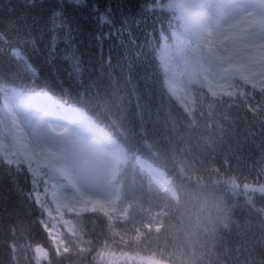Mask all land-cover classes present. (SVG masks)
Returning <instances> with one entry per match:
<instances>
[{
    "label": "trees",
    "instance_id": "16d2710c",
    "mask_svg": "<svg viewBox=\"0 0 264 264\" xmlns=\"http://www.w3.org/2000/svg\"><path fill=\"white\" fill-rule=\"evenodd\" d=\"M95 2L63 0L66 16L50 19L58 0H0V31L22 37L26 21L42 41L41 53L22 45L28 50L19 56L0 54V84L79 101L78 108L116 139L126 152L116 176L118 213L126 215L74 216V235L63 237L57 253L28 169L0 158V264H264V79L247 84L228 75L231 97L212 96L202 79L191 82L187 114L165 87L163 71V54L181 27L180 0H134L121 10L139 13L135 19L143 22L147 6L157 9L146 25L157 35L131 68L119 58L121 49L97 44L96 34L109 26L91 14ZM68 26L88 67L84 83L67 77L58 83L32 67L42 64L51 36L58 50L67 47ZM137 157L158 167L173 192H160Z\"/></svg>",
    "mask_w": 264,
    "mask_h": 264
},
{
    "label": "rangeland",
    "instance_id": "374dc122",
    "mask_svg": "<svg viewBox=\"0 0 264 264\" xmlns=\"http://www.w3.org/2000/svg\"><path fill=\"white\" fill-rule=\"evenodd\" d=\"M183 2L180 44L175 61L166 64L173 73L165 72L164 79L183 109L192 108L189 83L198 80L199 63L211 94L226 91L224 74L233 68L246 80L264 76V0ZM10 88L0 96V158L13 165H30L33 196L59 253L64 250L63 237L73 235L72 217L85 212L116 214L119 194L114 176L125 153L116 141H108L96 130L98 125H89L80 109L68 115L55 109L44 93ZM176 90L182 98L176 97ZM138 162L164 192L168 183L163 172L150 171L143 160Z\"/></svg>",
    "mask_w": 264,
    "mask_h": 264
},
{
    "label": "snow or ice",
    "instance_id": "6c2138e0",
    "mask_svg": "<svg viewBox=\"0 0 264 264\" xmlns=\"http://www.w3.org/2000/svg\"><path fill=\"white\" fill-rule=\"evenodd\" d=\"M134 0H96L95 4L89 5V10L92 15L97 18L101 26L108 25L107 31L98 32L95 36L97 44L103 48L107 41L111 48L122 50L120 59L126 60L131 68L136 63L141 61L144 55V50L152 45L153 38L157 35V31L149 29L146 25L149 24L148 13H155L157 9L147 6L144 9L143 22L136 20L135 16L139 13L121 12L122 9H127L133 5ZM156 0H153L155 3ZM69 4L79 5L81 0H68ZM140 7V5H137ZM11 11V9H9ZM66 16L63 7V0H58L57 8L51 13V17ZM152 22L156 20L155 16H151ZM35 24L36 22L33 21ZM65 24H69L65 20ZM163 24L159 25V30L163 29ZM19 27V25L17 26ZM51 32V28H49ZM73 29L68 26L65 29L67 47L63 50H58L54 43L55 37L51 36L47 44H43V62L39 66L33 64V70L37 76L47 72L58 83L67 77L69 81L75 80L78 83H84L83 74L88 70L86 62L77 55V50L73 48ZM42 41L32 34L31 26L23 21V36L16 37L9 35L7 31H0V54L7 53L13 56H19L21 51H27V47L22 45H30L33 53H41L39 45ZM110 64V63H109ZM44 98L57 110L68 115L75 113L79 101L75 103H66L62 99H57L54 96L44 93Z\"/></svg>",
    "mask_w": 264,
    "mask_h": 264
},
{
    "label": "bare ground",
    "instance_id": "6f19581e",
    "mask_svg": "<svg viewBox=\"0 0 264 264\" xmlns=\"http://www.w3.org/2000/svg\"><path fill=\"white\" fill-rule=\"evenodd\" d=\"M177 91V93L179 94V95H177L176 94V97H183V96H180V90H176ZM84 119H85V121L89 124V125H91V126H93L94 128H96V126H94L92 123H91V121H90V119L87 117V116H84ZM96 130L102 135V136H105L106 138H107V140L109 141V140H111L112 142H113V140L109 137V136H107L106 134H105V132H103L100 128H96ZM110 141V142H111ZM147 167L149 168V170L150 171H153V172H157V170L154 168V167H152V166H150L149 164H147ZM80 215V214H79Z\"/></svg>",
    "mask_w": 264,
    "mask_h": 264
},
{
    "label": "clouds",
    "instance_id": "9594fccd",
    "mask_svg": "<svg viewBox=\"0 0 264 264\" xmlns=\"http://www.w3.org/2000/svg\"><path fill=\"white\" fill-rule=\"evenodd\" d=\"M176 200H177V202H179V200H180V192H179V190L176 191Z\"/></svg>",
    "mask_w": 264,
    "mask_h": 264
}]
</instances>
